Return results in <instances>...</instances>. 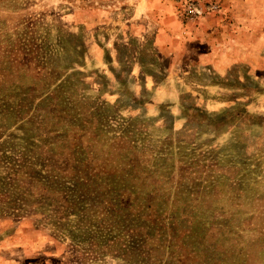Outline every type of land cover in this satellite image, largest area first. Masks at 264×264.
I'll use <instances>...</instances> for the list:
<instances>
[{
  "label": "rangeland",
  "instance_id": "rangeland-1",
  "mask_svg": "<svg viewBox=\"0 0 264 264\" xmlns=\"http://www.w3.org/2000/svg\"><path fill=\"white\" fill-rule=\"evenodd\" d=\"M195 1L0 0V264H264V0Z\"/></svg>",
  "mask_w": 264,
  "mask_h": 264
},
{
  "label": "built area",
  "instance_id": "built-area-1",
  "mask_svg": "<svg viewBox=\"0 0 264 264\" xmlns=\"http://www.w3.org/2000/svg\"><path fill=\"white\" fill-rule=\"evenodd\" d=\"M208 8L214 9V8H216V5H211ZM203 12H204V9L195 0H185L184 13L187 16L198 17V16L202 15Z\"/></svg>",
  "mask_w": 264,
  "mask_h": 264
}]
</instances>
